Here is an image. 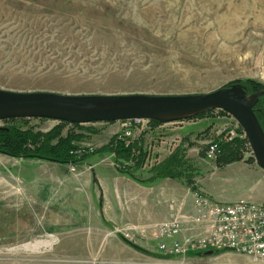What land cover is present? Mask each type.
<instances>
[{"label": "rangeland", "instance_id": "rangeland-1", "mask_svg": "<svg viewBox=\"0 0 264 264\" xmlns=\"http://www.w3.org/2000/svg\"><path fill=\"white\" fill-rule=\"evenodd\" d=\"M245 81L264 86V0H0L3 91L185 96ZM16 120L0 122V129L16 126L46 134L59 127L62 137L79 132L73 124L59 121ZM81 126L84 140L71 150L79 163L0 152V264H261L231 246L211 248L210 252H218L214 254H165L154 232L155 226L173 220L179 211L194 215L193 193L211 203L263 200L264 171L245 132L229 114L215 110L171 123L150 122L125 141L133 145L130 153L137 161L128 159L121 166L116 153L105 150L115 139L121 141V122ZM27 144L30 151L37 147ZM212 145L218 149L215 161L206 157ZM226 145L238 150L240 159L221 165ZM178 150L190 164V177L169 180L182 184L186 195L165 199L170 213L161 222L127 223L102 232L73 212L60 214L58 220L31 211L37 209L33 198L41 194V179H53L59 168L64 173L60 177L79 180L95 158L115 170L143 162V171L149 172ZM147 156L156 164L144 169ZM231 170L235 174L229 175ZM189 198L192 213L185 211ZM39 222L46 224L42 227ZM45 241L51 246L35 252L25 249Z\"/></svg>", "mask_w": 264, "mask_h": 264}, {"label": "water", "instance_id": "water-1", "mask_svg": "<svg viewBox=\"0 0 264 264\" xmlns=\"http://www.w3.org/2000/svg\"><path fill=\"white\" fill-rule=\"evenodd\" d=\"M263 96L264 91L247 94L240 85L208 94L185 96H73L0 90V122L47 119L87 125L142 119L163 124L218 110L232 116L240 125L256 163L264 171V129L255 113V107Z\"/></svg>", "mask_w": 264, "mask_h": 264}, {"label": "crops", "instance_id": "crops-1", "mask_svg": "<svg viewBox=\"0 0 264 264\" xmlns=\"http://www.w3.org/2000/svg\"><path fill=\"white\" fill-rule=\"evenodd\" d=\"M93 160L86 165L90 171L79 180L60 177V173L64 175L60 168L53 179L42 178L41 194L37 193L33 198L37 209L33 208L32 213L42 218L57 216L59 220L60 214L73 212L78 219L83 218L87 223L85 225L91 229L105 232L127 223L148 225L161 222L170 213L169 207L164 204L165 199L180 200L186 195L184 187L177 181L167 179L141 185L119 175L112 164ZM42 167L48 169L47 166ZM235 172L231 170L229 175ZM76 185L83 190H77ZM232 202L234 200L226 202L220 199L216 203ZM54 210L58 211L57 214ZM185 211L193 212L191 198L187 200ZM39 224L43 227L46 223ZM38 230L35 229L36 232Z\"/></svg>", "mask_w": 264, "mask_h": 264}, {"label": "built area", "instance_id": "built-area-1", "mask_svg": "<svg viewBox=\"0 0 264 264\" xmlns=\"http://www.w3.org/2000/svg\"><path fill=\"white\" fill-rule=\"evenodd\" d=\"M148 123L142 119L121 122L120 140L129 141ZM217 155V146L212 145L206 157L215 161ZM155 164L156 160L147 156L144 169ZM192 197L194 215L179 211L173 220L155 226L154 232H157L162 252L179 257L189 252L231 246L238 253L264 264V203L255 204L248 200L231 204L211 203L200 193H193Z\"/></svg>", "mask_w": 264, "mask_h": 264}, {"label": "trees", "instance_id": "trees-1", "mask_svg": "<svg viewBox=\"0 0 264 264\" xmlns=\"http://www.w3.org/2000/svg\"><path fill=\"white\" fill-rule=\"evenodd\" d=\"M247 94H255L258 91L264 90V86L254 81H245L240 85ZM256 116L264 128V96L260 98L259 103L255 107ZM205 114V113H204ZM19 121V120H10ZM24 121V120H23ZM8 122V121H7ZM157 124V122H151ZM84 126L73 125L72 129H78L79 132H68L67 136L59 135V127L52 129L50 132L43 134L34 132L31 129L20 130L16 126H9L0 129V152L11 156L35 157L44 160L55 161L59 163H79L81 160H76L71 155V150L74 143L84 140V133L81 132ZM54 141V142H53ZM27 143L36 145L37 147L30 151ZM129 145V146H128ZM226 154L220 159L219 163L225 165L238 161L239 151L235 150L232 145H226ZM108 153H116L117 164H121L128 160L133 159L137 161V157L133 158L130 152L133 150L132 144H126L123 141L115 139L109 148L105 149ZM142 151V149L140 148ZM138 150V151H140ZM134 152V150H133ZM178 150L173 156L165 160L160 166L154 168L152 171L145 172L142 168V163L138 162L134 167L123 169L118 167L117 170L134 179L135 181L147 185H151L164 179L180 180L184 176L190 177V169L188 162L185 160L183 154L181 155ZM141 153V152H140ZM143 156V152H142ZM143 158V157H142ZM191 181V178H190ZM223 251V250H221ZM218 253L211 251L210 254Z\"/></svg>", "mask_w": 264, "mask_h": 264}, {"label": "bare ground", "instance_id": "bare-ground-1", "mask_svg": "<svg viewBox=\"0 0 264 264\" xmlns=\"http://www.w3.org/2000/svg\"><path fill=\"white\" fill-rule=\"evenodd\" d=\"M51 243L49 242H41V243H37L35 245H28L25 247L26 250H30V251H39L40 249L44 248V247H50Z\"/></svg>", "mask_w": 264, "mask_h": 264}]
</instances>
